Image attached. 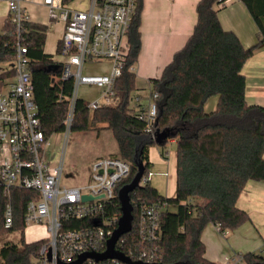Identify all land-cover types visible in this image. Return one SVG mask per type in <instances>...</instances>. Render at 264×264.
<instances>
[{
    "label": "trees",
    "instance_id": "16d2710c",
    "mask_svg": "<svg viewBox=\"0 0 264 264\" xmlns=\"http://www.w3.org/2000/svg\"><path fill=\"white\" fill-rule=\"evenodd\" d=\"M66 2L72 0H65ZM228 0H201L197 5V24L186 45L175 53L160 78L153 79L151 96L157 95V121L149 126L134 106L136 74L133 70L141 50L140 22L143 0H137L136 15L128 32L129 54L122 75L114 86L112 103L92 110L83 100L75 106L71 131L105 128L112 132L118 156L131 165L130 175L116 190L114 211L121 216L119 190L129 184L143 162L144 178L151 174V147L164 154L170 140L177 143V190L173 198L161 195L150 181L130 193L134 206V230L139 206L166 202L161 212L162 237L156 244L164 264H217L206 257L202 240L205 229L216 225L220 231L233 232L250 221L249 214L237 205L250 181H264V106L246 100V77L243 68L255 50L264 43V0H242L258 28V43L245 48L238 36L223 29L218 12ZM49 28L27 20L18 38L11 17L0 33V63L12 61L17 44L27 48L29 71L34 84V100L42 129L49 139L66 131L65 119L73 81L60 79L61 62L45 52ZM58 54H62L59 43ZM58 65L57 70H49ZM9 72L6 75L12 74ZM218 97L215 110L206 104ZM167 138L156 142L158 134ZM13 224H5L8 203L0 190V264H38L44 241L27 242L26 212L31 201L39 200L30 190L11 191ZM175 206L170 211L169 206ZM80 226L72 220L66 227ZM12 235L13 240L8 239ZM124 252L136 245L133 234L122 237ZM120 240V241H121ZM244 264H264L259 253L243 255Z\"/></svg>",
    "mask_w": 264,
    "mask_h": 264
},
{
    "label": "built area",
    "instance_id": "2783aa9c",
    "mask_svg": "<svg viewBox=\"0 0 264 264\" xmlns=\"http://www.w3.org/2000/svg\"><path fill=\"white\" fill-rule=\"evenodd\" d=\"M0 1L6 2L20 39L23 24L29 20L25 0ZM71 2H42L48 8L50 20L65 25L60 79L73 81L65 119L66 133L71 131L77 101L83 100L92 110L113 102L115 82L122 75L129 54L128 32L137 10V0H87L85 8L84 4L73 7ZM105 61L109 67L103 73L86 71V67ZM29 62L27 48L19 41L13 60L0 63V76L13 71L0 78V190L8 198L5 224L8 228L13 224L11 191L35 192L40 199L28 204L25 224L26 229L36 225L46 230V236L36 240L44 241L38 264H75L84 254L106 252L121 217L114 211L116 190L130 175L131 165L119 156L101 158L92 166V182L79 186L62 184L64 151L52 158L50 138L42 129L34 100ZM82 86L100 90L98 97L84 100L79 96ZM156 98L155 94L145 105L139 97L134 98L137 112L147 118L149 126L157 121ZM150 176L143 177L142 181H148ZM83 196L92 198L83 200ZM166 207V202L141 204L135 230L133 226L131 232L122 236L133 234L136 245L141 248H133L126 254L121 237L116 250L133 262L163 263L156 244L162 237L161 212ZM72 220L79 221L80 226L66 227ZM220 232L226 237L230 234L229 230ZM80 264L127 263L88 256ZM232 264H244L243 254H234Z\"/></svg>",
    "mask_w": 264,
    "mask_h": 264
},
{
    "label": "crops",
    "instance_id": "0c3cea01",
    "mask_svg": "<svg viewBox=\"0 0 264 264\" xmlns=\"http://www.w3.org/2000/svg\"><path fill=\"white\" fill-rule=\"evenodd\" d=\"M201 0H143L141 12L140 33L141 50L138 62L134 66L136 74L137 97L141 104H147L151 95L153 79L160 78L164 68L172 61L176 52L187 43L197 24V5ZM33 2L25 0L24 7L29 20L46 25L47 33L53 45L52 50H45L55 60L58 46L61 42L65 25L61 21L50 20L48 8L42 0ZM6 3V2H5ZM72 3L73 7H79ZM85 8V5H83ZM5 20L8 18V6L3 5ZM32 8L34 10H32ZM43 10L46 16H41ZM36 11V12H35ZM1 14V11H0ZM218 17L224 30L234 32L245 48L258 43V28L253 17L242 0H228L223 8L219 9ZM4 20V21H5ZM4 24V23H3ZM56 53V55H54ZM61 56V55H59ZM62 57V56H61ZM61 59L59 62H62ZM246 77V100L250 105L264 106V43L254 52L244 68ZM141 93V94H140ZM211 98L206 104V110L216 109L218 99ZM145 100V101H144ZM149 159L152 168H156L160 177L152 184L158 192L168 198H173L177 190V143L170 140L164 154L159 147H151ZM151 183V182H150ZM237 205L246 211L250 221L231 233V240L223 236L218 226L210 224L202 235L206 247V257L217 264H232L236 250L248 253L263 251L264 255V181H250L240 195ZM240 238L244 241L237 242ZM27 241V240H26ZM231 241V243H230ZM30 242V241H27ZM241 247L248 249H242ZM241 254V253H238Z\"/></svg>",
    "mask_w": 264,
    "mask_h": 264
},
{
    "label": "rangeland",
    "instance_id": "374dc122",
    "mask_svg": "<svg viewBox=\"0 0 264 264\" xmlns=\"http://www.w3.org/2000/svg\"><path fill=\"white\" fill-rule=\"evenodd\" d=\"M39 0H33V2L38 3ZM43 2V0H42ZM75 2L77 4L87 5V0H72L71 3ZM6 3L0 1V33L2 32V26L5 20L3 5ZM77 7V6H76ZM32 10H34L32 8ZM36 12V11H35ZM41 16L44 18L46 16L45 10H43ZM54 30V26L50 28V32ZM53 45L51 43L50 36L48 35L45 44V50H52ZM56 55V53L54 54ZM58 61L63 59V57L56 55ZM108 62H101L96 65L86 67V71L89 73H103L108 69ZM100 90L95 87L82 86L79 90V96L86 101H92L98 97ZM141 94V93H140ZM137 95V92L135 93ZM213 100L218 99V97H213ZM145 101V100H144ZM208 111V110H207ZM50 148L52 153V158H56L62 150L64 151V168H63V178L62 184L65 186H79L85 183L92 182V166L93 164L101 158L118 156V145L114 139L112 132L105 128H93L83 131H70L69 133H58L54 134L50 138ZM160 177L157 174L156 168H152V175L149 178L151 184H154L155 181ZM170 211H175V206H169ZM236 231H233L232 235H236ZM232 233V232H231ZM231 233L228 234V239L231 236ZM46 236V230L43 226L31 225L25 231V238L27 241L34 242L39 238ZM15 237L10 235L8 239L13 240ZM0 239V247L2 243L6 240ZM231 240V238H230ZM244 241L240 238L237 242ZM231 243V241H230ZM232 244V243H231ZM232 248L237 253L245 255L246 253L243 250H236L233 246ZM242 249H248L247 247ZM254 252L251 250L248 253ZM264 256V255H262Z\"/></svg>",
    "mask_w": 264,
    "mask_h": 264
},
{
    "label": "water",
    "instance_id": "95a60500",
    "mask_svg": "<svg viewBox=\"0 0 264 264\" xmlns=\"http://www.w3.org/2000/svg\"><path fill=\"white\" fill-rule=\"evenodd\" d=\"M58 65L53 66L52 71L57 70ZM167 138V134L162 132L157 135L156 142L162 143ZM137 173L135 174L133 180L124 185L118 192V198L121 204V217L118 221V226L114 230L112 237L108 241V248L103 254H84L80 256L79 260L75 262V264H80L84 261L88 256L94 257L96 259H118L127 264H164V263H142V262H133L129 257L123 254L120 251L116 250V245L118 240L125 234L131 232L134 221V206L131 202L130 193L135 191L142 182L145 173V166L143 162L138 163L137 165ZM91 196H83V200L91 199Z\"/></svg>",
    "mask_w": 264,
    "mask_h": 264
}]
</instances>
